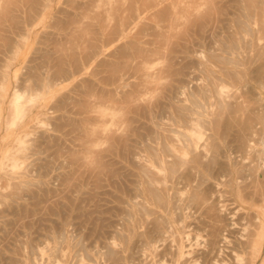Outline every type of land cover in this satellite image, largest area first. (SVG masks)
Segmentation results:
<instances>
[{"label":"rangeland","instance_id":"rangeland-1","mask_svg":"<svg viewBox=\"0 0 264 264\" xmlns=\"http://www.w3.org/2000/svg\"><path fill=\"white\" fill-rule=\"evenodd\" d=\"M5 1L6 0L2 1V4L0 3V8L5 6V4H3ZM97 1L98 0H48L47 3V0H38L37 7L39 8V5H41L39 8L41 12H39L38 16L34 18L33 22L28 26L27 24L25 25L24 22H22L23 24L21 23V21H23L28 16L26 15L28 11L26 9L28 8L24 5L20 6V8L23 7L22 9L14 11L13 6L11 7V5H9L8 9L10 10V12L3 10L5 8H1L0 10V67L4 64L7 65V62L8 66H10L8 67V76L5 78V80L0 82V264H15L14 262H12V259H14V257L18 259L20 264H23V261L24 264H31L32 260H35V264H38L37 262L39 261V264H50V258L52 262L56 260V262L52 264H112L111 259H107L106 256L107 249H110L106 248L107 243L109 245L110 243H112L110 247L112 249L116 248L117 252L121 251V253L118 252V256H120V259L123 256L122 260L119 259L120 264H130V262H133V264H143L145 262L144 260H148L149 258H151V256H153L152 252L159 255L160 253L167 251L166 249H168V253L164 260L167 261V264H171L173 253L174 251H176V242L174 243L172 239L174 237L178 240V238L183 235H185L186 237L182 240V250L185 251L186 255L184 257H180L179 261L181 263L188 264L189 261L195 260L196 264H209L205 260V258H202L199 255L203 251V249L207 247L208 239L210 238V236L208 235V230H200L199 232L193 230L182 234V230L186 229H183V225L189 223L190 221H194L199 217V213L192 212L193 210L191 211V209L186 210V216L179 214L176 216L175 222H170L171 228L169 227L164 236L159 237V241L153 242V246H155V248L150 247L152 248L150 251V248H146V246L143 245L138 234L146 229L147 222H144L143 224H140V226H138L139 224L136 221L137 217L134 210L135 206L132 205L134 204L132 203V200L136 201L139 199V197H136L134 192L135 182L132 179H134L135 177L134 173H130L133 171V169L132 164L129 162H131V159H133L135 154L140 151L139 148H142V145L145 142L149 141V135H152L151 138L153 137L152 133L155 132L154 129H159V127L157 128L154 125L158 118L159 120L161 119L163 122H166L167 125H169L168 121L171 122V119L167 120V116L169 118V113L171 111V108H169V101L175 99V101H177L180 99L182 102L179 101V103L185 105L187 103L189 104V107L194 106L192 103H189L192 98L187 99V95L190 92V89L191 91L192 89L193 91H195L198 85L200 86L203 84L202 80L204 77V73H201L203 72V68L201 67L205 63L204 60L206 59V63H209L214 69L218 68L215 67L216 64L213 63V60L209 55H211L212 53L215 54L217 52H220L219 54H222L221 52H223L224 54H228V51H225V53L222 50L224 49L223 44L225 43V46L226 44L231 45H227L230 47V53L232 51L231 49H233L235 53L237 51L239 52V57H242L247 53L249 54V52L251 55L250 60H253V58L256 57L253 54V47H251L252 39L250 37L260 27V23L256 22V24H252V27L254 28L250 26V31L251 29L253 31L255 29L254 32L251 31L252 33L249 31L247 33V31L245 29L244 31L243 28L240 27V25L238 27L236 25H238V21H241L243 17L245 19L243 18L242 21L247 20V15L251 12V8L253 7H251V3L255 5L258 4L257 7H261L264 6V1L262 2V0H254V3L249 0V3L251 2L249 4L248 1L246 2V0H214V3L213 0H211L212 4H214L212 5L213 10L211 8V10L209 9L210 12H206V15L209 12L207 16L209 17V20H207V22H209L207 23L206 21H203L204 26L199 25L203 27L201 30H203L205 27L206 28L203 31L200 30L202 33L205 31L203 33L204 35H202V33H199L198 35L196 31L200 29V27L198 26V24L200 23H198L197 21L199 17L197 18L194 14H198L197 16H199L200 14L202 15V13L207 10H205V6L202 3L207 1L198 0L202 2L198 3V1L196 0L197 3H194L195 1L192 2L191 0H185L181 2L177 0L179 2L177 3V6H179L178 4L181 3L180 6H182V9L184 5H186L187 8H190V4L192 7V3L197 5L196 8L194 7V11L190 8L191 13H193L191 18L193 19V17H195L194 22L192 21V25L193 23L195 24L193 27H191L190 19L189 21L188 19L186 20L187 25L184 24L186 16L185 12L178 13L177 10L181 9L179 8L180 6L177 7V9L173 8V5H170L171 7L169 6L168 2H174L175 0H166L158 4L155 7L154 11H156L157 14H160L162 11L165 13L167 10L164 8H162V10L161 7H165L164 5L167 4L166 6H168L169 9L171 8L172 10L173 8L175 12L177 11V13L175 14L171 13L170 15L166 16V19L168 18L169 21L160 18L159 21L158 18H156L158 17V15H156V17H153L155 16V14H151L152 12H154L153 10H144L140 14L141 18L135 20L136 25H134L135 23L129 25L125 37L121 38L119 41H114L109 44L107 42L105 43V41H107L105 38L109 34H107V32H109L108 30L112 28V22H115L116 24V16H119L120 13H123L120 14V16H126L125 14L128 10L123 12L122 9H129L126 6L127 4L129 6L132 0H116V2L115 0H101L103 8L101 6V1ZM257 1H259V3H257ZM44 3L46 6L44 5ZM174 3H176V1ZM104 9L107 10L104 11ZM158 9L159 11H161L160 13L159 11H157ZM185 10L186 9H184V11ZM259 10L260 9H258L257 11L259 12ZM133 11L137 12L138 9L134 7ZM199 11L202 13H200ZM109 13L116 14L114 16L109 15ZM10 14L13 18H10ZM127 15H130L129 11ZM171 15L176 18L173 19L174 17H172L171 24H168L171 20V17H169ZM263 15L264 14H262V16ZM101 18H103L102 20H105L101 21L102 23H100ZM177 18L178 20H180L179 22H177L178 24L174 22L177 21ZM158 21L162 26L165 23L166 28L165 26H163L164 28L162 29L161 26L157 24ZM14 22L17 23L18 26L21 25V27L27 28V32L20 42H17L15 40V33L18 32V29H16V27L15 29L17 31H14L12 29L13 26H17L14 25ZM172 22L173 25L175 24L174 26H172ZM99 23L100 25H102L101 28ZM182 23L187 26V29H183L186 28V26H183ZM167 24L170 25L169 29L172 28L173 30V34H171V37H167L168 33H172V30L167 29ZM205 24H208V27ZM211 24L214 25V27L216 26V28L212 27ZM179 25L180 27L182 25V29L179 27ZM249 25H251V23ZM145 26L146 28H148V30L144 28ZM150 26L151 28H153V34ZM175 26L176 29L174 28ZM208 28H210L211 30ZM241 28L244 32L241 30ZM96 29L98 30L97 33L101 31L99 32L101 33V36H99L98 33L99 39L94 36L96 35ZM174 29L176 31H180L181 29V31H178L179 34H175L176 32L174 31ZM207 29L209 30V32L206 33ZM69 30L73 32L70 33ZM82 30L87 32H85L86 35L84 34V36L80 37V35L84 33V31ZM164 30L169 31H167L168 33L166 31L165 33H163ZM183 30H185V33L188 31L187 36L189 35L191 37V35H193L191 38L188 37L191 39V41L190 39H187V36L185 35V33H183ZM76 31H79V34ZM89 31L90 34L94 35L90 36L88 33ZM157 31L159 34H164V37L166 35L165 40L164 37L162 38L163 35H156ZM211 31H213V33ZM154 32H156L155 35ZM50 34L53 36H50ZM66 34L76 35L73 37L74 42H72V37L70 35L69 37ZM206 34L208 36L204 37L206 36ZM227 34L230 37L227 36ZM136 35L140 38V43L137 42L139 38H136ZM200 35H202V40L199 39ZM131 36L134 37L131 38ZM232 36L235 38H233ZM92 37L93 39L95 37L96 41H98L97 43L100 44L98 50L99 52L101 51V53L96 60H93V58H89L86 60L81 58V55H84L82 51L86 49V43H88V41L91 40ZM239 37L241 39L244 38L243 43L244 41L250 42V44L247 43V45H250V49H248L249 51H245L247 53H245L244 50H247L246 48H248V46L246 44L243 45ZM166 38H170L171 40L168 39V42L166 41ZM225 38L227 39V41H224ZM183 39H186L185 41H188L187 45L182 43ZM236 39L238 40L237 43ZM103 40L105 41L103 42ZM232 40L233 42L235 41L236 45H234L235 43L232 44ZM96 41L95 44H97ZM132 41L136 44L138 43L140 47L144 46L142 47L143 49H145L144 51H146L147 49L145 47H148L149 49H158L159 47H161L160 49H162V51L164 49V51L167 52H163V55H165V60L163 59V55H158V53H156V55H151L152 53H149L150 56L148 58L151 57L154 60L152 61V63H150V77L146 76L147 74L145 70H143V68H140L141 65L139 63L143 60L141 59V54L138 55L136 53H133L131 55H121L119 53L122 49H116L120 47L121 43H123L121 47L124 48L125 46H128ZM261 41L262 40H258L256 43L262 45L263 41ZM164 42L169 43L171 46H169V44L166 45ZM196 42L197 45L199 43L200 44L198 46L193 44L194 47L190 48V45ZM202 43L204 44V47ZM164 44L165 46H167V49L163 48L165 47ZM184 45L185 47L182 48V46ZM222 45L223 48H221ZM236 46H238V49H236ZM187 47L189 49H187ZM196 47L201 50L204 49V51H202L203 53L198 49H195L196 51L194 50V52L192 48L194 49ZM70 48L74 49V52H78L77 58H79L80 62L85 64V68L83 67L81 69L82 66H80L79 69L81 70H79L78 68L74 69L73 67H71L72 60L70 58L71 53H69ZM149 49L147 51L152 50ZM176 49H180L181 54L179 50ZM184 50H189L190 52L187 51L189 55H187V52H184ZM182 51L186 54H183ZM240 51H242V53H240ZM49 52L53 55L50 56V58L46 57L45 54L47 53L48 56ZM67 52L68 57L66 56ZM70 52L73 51L70 50ZM238 52L236 53L237 55ZM193 53L194 56H192ZM196 53L198 54V56ZM235 53L234 55L237 56ZM199 54H201L202 57H200ZM59 55H63L64 57L66 56L67 61H64L62 66L63 68L65 67L67 72L66 74L59 75L58 77V75H56V70L59 63L57 62V59V61L55 60V57ZM173 55L175 56V58L173 57ZM186 55L188 58L185 57ZM153 56H155L156 58H158L159 56V58L162 60H157L156 58L154 59ZM179 56L184 57L182 58L183 61L181 58L179 61ZM247 56H243L242 58ZM83 57H85V55ZM61 58L63 57H60L59 59ZM203 58L204 60H202ZM68 59L71 61H69ZM208 59L209 61L207 62ZM84 60H86V62H84ZM187 60H191V62L195 60L196 63L192 62L189 65ZM184 61L186 63V66L184 65ZM125 62H127L126 66H129L121 69ZM199 62H202L203 64L199 65ZM258 62L259 61H254L252 62V65L248 64L247 68H249V71L254 69L258 65ZM187 63L189 66L187 65ZM193 63L196 65L194 66ZM160 65L163 67H160L161 70L163 69L162 72L157 71L159 68L158 66ZM183 66L185 67V69ZM156 67L158 68L156 69ZM179 68L181 70L183 69L182 71L186 74H181L182 71L178 73ZM115 69H121L122 71H118V75H116L117 73L115 74L117 78H114V80L113 77L115 76L110 77L108 75H110V71H113ZM173 69L177 73H171ZM153 70L154 72L152 73L151 71ZM156 71L157 74L159 73L158 75L156 74L157 76L155 75ZM71 72L75 73H73L71 76ZM34 76H37L36 78L39 79L37 83L39 85L38 87L36 86L37 84H33L34 80H36ZM108 77L111 79H109ZM175 78L178 80H175ZM188 81H190L191 83ZM43 83L49 84L48 87H42L41 85ZM170 84L179 87V89H175V87ZM78 85L80 86L78 87ZM263 88V86L255 85L252 90L253 94L252 92L248 94V97L250 96L249 98H251L249 108L253 110L254 114H256V116L258 117L254 125L256 129L254 134L252 135L255 150L253 151L250 158V160L252 161H247L248 164L245 165L246 160H244V163L242 164L243 171L241 170L240 175L242 176L241 182L243 184L241 183V185L243 187L241 186L240 193L245 200L238 199L236 201V204L239 208L238 215L240 216L241 214L239 213L244 212L242 213V215H244V218H242V221H240L242 225L239 224L238 228L241 229L240 232H246L250 234L254 233V231L255 233L259 232L261 229H258V226L264 225V207L261 205L264 201V171H262L259 166L260 159L264 154L259 151L262 145L264 148ZM35 89L37 92L35 91ZM16 90L19 92H25V96L29 91V94L25 97L26 100H23V104L26 105L27 108H29V111L27 112V114H25L22 123L8 124L10 118L15 116L14 107L13 105H11L10 99L11 93ZM38 90H40L41 92ZM173 90H175V92H173ZM179 92L183 93L180 94L183 97L178 94ZM67 96L69 98H72L69 99ZM173 96L175 97L173 98ZM33 97H35V99ZM165 97L167 99H165ZM168 98L171 100H169ZM61 100L62 102L65 101L64 104L60 102ZM158 102H160L162 106L160 108L164 110L163 111L160 109V111H163L162 113H164L165 116L164 114H160V112H158V106H160L158 105ZM161 102H163V104ZM155 103H157V107L154 105ZM150 105H152V107L155 106L152 109L153 113L157 112L155 115L150 111ZM110 106L114 108L110 109ZM117 106L118 109L116 111ZM119 106H122L125 112H123L122 108ZM123 106L127 107L124 108ZM145 108L147 110H145ZM148 109L153 114H150L149 116H154L153 118H155L151 121V117L148 116ZM154 109L156 110V112ZM122 112L123 114H126L127 118H125L123 114H120L121 117L119 116V113ZM8 113L10 114L8 115ZM158 114L159 116H157ZM17 116L18 115H16V117ZM117 116H119L118 119ZM121 118H123L124 121L126 119L127 122H123V119L122 122H119ZM103 120L105 123L103 122ZM114 120L115 123L117 121L119 123L117 122L118 124H113ZM162 121L161 124H163ZM153 122L154 124L152 125ZM156 123L159 124L158 122ZM163 125H161L160 127L162 129L163 127H165L166 129V124L164 123ZM147 127H151V131H148L149 134L147 132ZM133 128L134 131L132 130ZM110 129L112 130V132L110 131ZM96 130L97 132L101 130L99 132V135ZM136 131L138 133V136L136 135ZM159 131H161V129H159ZM107 132L111 135L109 136ZM122 133H125V135L127 134V137L129 135L127 140L129 139L130 141L128 140L126 142V137ZM105 134L107 135V137ZM121 134L124 136H122ZM102 135H105V137ZM118 135L120 136L118 137ZM96 136H100L101 138H95ZM117 137L120 139H118ZM123 137L125 138V140L123 139L125 142H121L123 141ZM142 137L145 140L139 139H143ZM92 138L95 139L93 140ZM131 138L132 140L135 139L133 140L134 143H132ZM117 139L119 140V142L117 141ZM92 141L95 143H93ZM137 142L142 145L140 146ZM213 142H216L215 144L218 145H221L223 143V141L221 140L219 142L218 139H214ZM224 142H226V140ZM122 143L123 145L124 143L130 144H127L128 146L126 145V147H129L131 150L130 154L128 153L129 148H125V157L121 156L123 155V153L121 152L124 151L121 150ZM91 144L93 146H91ZM224 144L225 143H223L222 146ZM137 146H139V148H137ZM90 147L93 149L90 150ZM232 147H236L238 150H240L237 152V154H244V149L237 141L232 142ZM134 149L135 151H132ZM92 150L94 151V153H92ZM119 150H121V152ZM131 154H133V156H131ZM93 155L96 156L97 161L96 159H94L95 156ZM128 155L129 157L131 156V158H129ZM89 158H92V167H90L91 162L89 161ZM99 159L101 161H99ZM87 160L90 163H86ZM13 161L16 163L15 165H12ZM120 161H122L123 164L122 162L120 163ZM227 161L228 160H226L224 157H222L221 155L218 156V154L215 153L213 163L216 162L214 163V165L216 166L210 165L212 167H215L211 168L213 169L212 171L215 172L216 168L219 167V164L217 163L220 162L223 163V165H226ZM100 162L103 164L107 163L106 167L109 165L108 169L105 167V165H103L105 168L102 167V165H100ZM94 165L95 167L97 166L98 169L97 167L95 168ZM123 165L126 166V168ZM122 166L123 168H125L124 170ZM106 169L108 171H106ZM97 170L99 171L97 172ZM100 170L102 173H100ZM112 170H114L115 172L113 173ZM108 172L119 174L112 175V173L110 174ZM126 173H130L132 175V178L129 174L127 175ZM122 174L124 176L127 175L128 177L125 176L126 178L124 179ZM118 176L121 179H124L125 182L121 184L120 182L123 181ZM131 180L134 184L129 183L131 182ZM124 184L125 186H123ZM126 184L127 188L131 190L130 192L133 194V197H131L132 195L130 192H127L126 189L124 190V188H126ZM207 184L208 183L205 182L204 186H206ZM222 188H224L225 191L229 189L228 186H223ZM243 189L246 190L244 191ZM125 192L129 195L125 194ZM246 194L248 195V197ZM250 194H252L253 196ZM227 195L229 196V194ZM231 198L232 196L229 197L230 203H232ZM175 199L176 197H174L173 201ZM227 215L228 214L222 215L221 224H224L225 221L228 223V221L230 222L232 220V215ZM244 219H246V221ZM248 220L249 222H251L250 224ZM243 221L245 224L243 223ZM136 224L138 226H136L138 229L135 227ZM119 226H121V231H119ZM130 226H133V232L129 229ZM250 226L251 228H249ZM113 227L116 228V230L119 231V234L122 235L117 234V236V231H115V233V229ZM134 227L136 228L135 231ZM234 230L235 229H233V232ZM100 233L101 235L99 236ZM237 233L239 234V230L237 231ZM237 235L229 232L228 235L224 238V248L227 249L228 252L224 256V262H222L221 264H237L236 262L240 264L242 262L243 264H247L249 262V259L253 254V248L251 247L245 249L247 253L245 252V250H242V254H240V252L238 256H234L235 259L232 255L231 249L238 239ZM257 237L258 236H255V238ZM110 239L112 240V242L109 241ZM136 243L137 245H135ZM139 244L142 245H140L139 247ZM51 246L55 247L58 251L54 253V250H52L51 252ZM135 246H137V250H135V252L137 253H134L133 251L134 249H136ZM47 248L49 250H47ZM123 249L126 250L122 251ZM260 255L261 256L258 259L257 264L260 263L261 258H263L264 256V246ZM237 257L240 260H236ZM57 259L59 260V263ZM127 259L130 261H128ZM21 260L23 261L21 262ZM161 260H163V258H161Z\"/></svg>","mask_w":264,"mask_h":264},{"label":"bare ground","instance_id":"bare-ground-1","mask_svg":"<svg viewBox=\"0 0 264 264\" xmlns=\"http://www.w3.org/2000/svg\"><path fill=\"white\" fill-rule=\"evenodd\" d=\"M2 1H4V0H0V3ZM128 1H130V0H128ZM164 1H166V0H132L130 2L129 6H128V4L126 6L129 9H122L123 12L126 11V10H128L130 15H127L128 11L125 14L126 16L123 15L125 17L120 16V14H123V13H120L119 14L120 17L117 15L116 16V24H115V22H112V24H113L111 26L112 28L110 27L111 29L108 30L109 32H107V34L108 33L109 34L107 35L105 33L107 35V37H109V38H107V37L105 38L103 36L107 40V41L103 40V42L105 41V43L107 42L109 44V43L114 42V41H119L121 38L125 37V35L127 33L126 31H127V28L129 27V25L132 24V23H135L134 25H136L135 20H138L139 18H141V16H140L141 12H143L144 10H147V9L154 11L155 10V7L158 4H160V3L164 2ZM175 1H176V3H174ZM175 1L174 2H168V4H169V6L170 5L171 6L173 5V8L177 9V7H179L181 5V3H180V4H178L179 6H177V3L181 2V1H185V0H178L179 2L177 0H175ZM191 1L192 2L195 1L194 3H197L196 0H191ZM206 1L207 2H204L203 1L204 3L198 1V3H202L205 6L204 7L205 10L207 9L203 13L199 11L200 13H202V15L200 14L199 16H197L198 14L197 15L194 14L197 18L199 17V19L197 21L200 24H198V26L199 25L204 26L203 21H206L207 22V20H209V17H207V16H208V14H209V12H210V10L212 8V5H214V4H212L211 0H206ZM247 1L249 3V0H246V2ZM250 1H252V2L255 3L254 0H250ZM263 1L264 0H262V2ZM115 2H116V0H115ZM47 3H48V0H47ZM103 3H104V1H103ZM184 3H186V2H184ZM194 3H192V7L193 8L191 7V4H190V8L193 11H194V7L196 8V6H197ZM213 3H214V0H213ZM257 3H259V1H257ZM3 4H5V6L2 5L3 7H1V8L2 9L5 8L3 10L8 11V12H10V10L8 9L9 5H11V7L13 6V8H14L13 11L14 10H18V9H22L23 7L20 8V6H23V5L25 7H27L28 9H26V10H28V11H27V14L26 15H28V16L25 19L23 18L24 20L21 19V20H23V21H21V23L24 22L25 25L27 24V26L30 25L33 22L34 18H36L38 16L39 12H41V10H39V8H40L41 5H39V8L37 7L38 0H6ZM252 4L253 3L250 4L251 7L253 6L251 8L252 9L251 12L250 13L247 12L248 13V15H247L248 17L246 18L247 20L246 21L245 20L242 21V19L244 18L243 17L241 19V21L240 20L238 21L239 23H237L238 25H236V26L238 27L240 25V27H242L243 30L245 29L247 31V33H248V31L249 32H251V31L254 32L255 31V29H254V31L252 29L250 31V26L251 27L253 26L252 24H254V23L256 24V22H259L260 23V27L258 26L259 28L257 27L258 28L257 31H255L253 33V35L250 37L252 39L251 40L252 41L251 42V44H252L251 47H253L252 48L253 51H254L253 54L256 57L253 58L254 57V55H253V57H252L253 60L252 59L250 60V58H251L250 52H249V54L247 52H245V51H249L248 49H250L249 48L250 42L249 41L248 42H245L244 41V43H243V39H244L243 37H242L243 39H241L239 37V39L242 41L243 45L244 44L247 45V43H249L247 45L248 48H246L247 50H244V52L247 53V54H245L243 56H247V55L249 56L250 55L249 57L247 56V57L242 58L243 56L242 57L240 56L241 57L240 58L239 57V52L236 50L238 52V55H237L236 54L237 52L235 53V51H233V49H231V50L237 56H235L232 51H231V53H232L231 54L229 52L230 51L229 50L230 49L229 46H231V45L230 44H226V46H225V43L224 44L222 43L224 45V49H222V50L224 52L225 51H228L227 52L228 54H224L223 52H221L222 54H219L220 52L219 53L217 52L215 54L214 53H212V54L209 53L211 55L208 54L210 56V58H212L213 63L216 64L215 67H218L217 69H214L209 63H206V59L204 60V58L202 59V60L205 61L204 64L202 62L201 63L200 62L198 63L199 65L200 64H203V66L201 67V68H203V70L200 68L203 71L201 73L202 74L204 73L203 74L204 77H203V80H202L203 84L200 85V86L198 85V87H197V89L195 91H193V89L191 91V89L189 88L190 89L189 90L190 92L188 91L189 93L187 95L188 96L187 99H191L192 98V100H190L192 102H190L189 100L188 101H189L190 104L192 103L194 106L192 105L193 107H189V104H187V103H186V105L185 104H182V103H179V101H181L180 99L177 100V101H175L176 99L175 100H171V99L168 98L172 102L168 100L169 103H170V107L169 108H171V111H170V113L168 112L170 115L168 114L169 115V118L167 116V120L168 119H171L170 120L171 122L168 121L169 125H167L166 122H163L160 119L163 124L164 123L166 124V127L167 128L165 129V127H163V129H162L160 127L163 124H161V121L158 118L157 120H159L160 122L157 121V120H156V122H158L159 124H157L154 121L155 124L153 122L152 125L154 124L157 128L159 127V129H161V131H159V129H154V131H155L154 133L155 134L152 133L153 134V137L151 138L152 135H149L150 136L149 141H147V142L144 141L145 143L143 145L142 144H139V142H137L140 146L142 145V148L141 147L139 148V146H137V148H139L140 151L135 154V156L133 157V159H131L132 161L129 162V163L132 164V169H133V171L130 172V173H134V177H135L134 179H132L135 182L134 192H135L136 197H139V199L136 200V201L135 200H132V203H134L132 205L135 206L134 207V210H135V215L137 217L136 218V221L139 224L138 226H140V224H143L144 222H147L146 229L143 230L139 234L137 233L139 235V237H140V241H142L143 245H145L146 248H150V247H154L155 248V246H153L154 245L153 242L154 241H159V237L164 236L165 233L168 231L169 227L171 228L170 222L171 223L175 222L176 221V216L179 215V214H181L183 216H186L187 215L186 210L187 209L188 210L191 209V211L193 210L192 212L199 213V217L196 220H194V221H190L189 223L184 224L183 225V229L184 228H186V229L185 230H182V234L183 233L190 232V231H193V230H195L197 232H199L200 230H205V229L208 230V235L210 236V238L208 239L207 247L205 249H203V251L199 255H200V257L205 258V260L209 264H221L222 262H224V256H225V254L228 251H227V249L224 248L223 240L228 235L229 232H232V234L237 235L238 234L237 233L238 230H239V234L237 235L238 239L234 243V245L232 246V249H231V252H232L233 257L234 256H238L239 253L242 250L244 251L248 247L253 248V254L250 257L249 262L247 261L248 262L247 264H257L258 259L261 256L260 254H261V252L263 250V246H264V225L258 226V229H261V230L259 232H257V233H255V231H254V233H251V234L250 233H246V232L245 233L240 232L241 229L238 228V225L241 224L240 221H242V218H244V215H242V213H244V212L239 213V214H241L239 216L238 215V209L239 208H238V206L236 204V201L238 199H240V200L243 199V196L240 193V189H241V186H242L241 185V183H242L241 182L242 176L240 175L241 174V170H242V166H243L242 164L244 163V160H246L245 161L246 162L245 165L248 164L247 161L248 162L249 161H252V160H250V158L252 156L253 151L255 150V147H254V144H253L254 141H253L252 135L255 132L256 127H254V125H255L258 117L256 116V114H254L253 110H251L249 108V103L251 101V98H249L250 96L248 97V94L250 92H252V90H253V88H254L255 85H260V86H263L264 87V22H263L264 15L262 16V14H264V6L257 7L258 4L257 5H255V4L252 5ZM44 5H45V3H44ZM102 5L103 4H102V1H101V6ZM112 5H113V3H112ZM166 5H164V6L167 7V8H165L163 6L161 7V9L164 8V9L167 10L165 13L163 11L162 12L159 11V9H158L157 11H159V13L160 12L161 13L160 14H157L156 11H154V12L151 13L153 15L155 14V16H153V17H156V15H158V17H156V18H158V20L160 18V19H165L166 21H169L168 18L166 19V16L170 15L171 13L172 14H175V13H177V11H178V13L179 12L180 13L181 12L182 13L185 12V15H186L185 16V20H184L185 23L184 22L183 23L186 24V22H187L186 20L188 19V21H189V19H190V21H191L190 22V26L191 27L194 26L195 23H193V25H192V21L194 22V18L195 17H193V19L191 18L193 13H191L190 8H187L186 5H184L183 6V9H182L181 8L182 6H180L179 8H181L182 10L180 9L181 10L180 11L178 9L175 12V10L173 8L171 10V8L169 9L168 6H166ZM206 6H207V8H206ZM208 6H209V8H208ZM134 7H136L138 9L137 12L133 11V8ZM1 8H0V10H1ZM102 8H103V6H102ZM119 8H120V6H119ZM107 9H108V7H107ZM184 9H186V10L184 11ZM258 9H260V10L262 9L261 10L262 13H261L260 10L258 12L257 11ZM106 10L104 9V11H106ZM212 10H213V8H212ZM13 11H11V12H13ZM207 11H209V12L206 15V12ZM133 13H136V14H133ZM115 14L109 13V15H114V16H115ZM11 17H12V15L10 14V18ZM17 17H18V15H17ZM105 17H106V13H105ZM169 17H171V20H170L169 23L168 22H166V23L171 24L172 17H174V16L171 15ZM245 17H246V13H245ZM103 18H101L100 23H102L101 21H105V20H102ZM175 18L176 17H174L173 19H175ZM114 19H113V21H114ZM236 20H235V22H236ZM159 21H158L157 24H159ZM179 21L180 20H178V18H177V21H174V22L177 23ZM100 23H99V25H100ZM183 23H182L183 26H186L187 25V24L184 25ZM250 23H251V25H249ZM168 24H167V27H168L167 29L170 28V25H168ZM179 24H181V23H179ZM14 25H17V26H13L12 29L14 31L16 29H18V32L15 33V36H16L15 40L17 42H20L23 39V37L26 34V32H27L26 31L27 28L26 27H21V25L18 26V24L15 23V22H14ZM174 25H173V22H172V26H174ZM182 25H181V27H182ZM101 26L102 25H100V28H101ZM146 26L144 28H146ZM152 26H154V25H152ZM160 26H161L162 29L164 28L163 26H165V28H166L165 23H164L163 26L162 25H160ZM198 26H197V29H198ZM202 26H199L200 29H198L196 31V33L198 35H199V33L201 34L202 33L201 31L205 30V28H206L205 27L203 30H201L203 28ZM206 26L208 27V24ZM211 26L214 27V25H212V24H211ZM15 27H16V29H15ZM134 27H136V26H134ZM179 27H180V25H179ZM150 28H151V26H150ZM174 28L176 29V26ZM188 28H189V23H188ZM214 28H216V26ZM242 28H241V30H242ZM252 28H254V27H252ZM146 29L148 30V28H146ZM151 29H152V34H153V28H151ZM175 29H174V31L176 33L175 32L174 33L175 34H179L178 33L179 30L176 31ZM181 29H180V31H181ZM183 29H187V26H186V28H183ZM208 29H210V28H208ZM208 29H207L206 33L209 32ZM169 30H172V28L169 29ZM169 30H167V31H169ZM212 30H213V28H212ZM82 31H84V30H82ZM90 31H92V30H90ZM90 31L88 33L91 36L92 34H90ZM93 31H95V30H93ZM97 31L98 30L96 29V33H95L96 35H94V34L93 35L96 36L97 39H99L98 33L101 32V31H99L98 33H97ZM143 31H144V29H143ZM165 31L166 30H164L163 33H165ZM183 31H184L183 33H185V30H183ZM69 32L71 33L73 31H70L69 30ZM76 32L78 33L79 31H76ZM85 32H87V31H84V33L81 34L80 37L84 36ZM171 32L172 33H168L167 32L168 33L167 34V37H171L172 36L171 34H173V30ZM211 32L213 33V31H211ZM92 33H94V32H92ZM187 33H188V31L185 33L186 36H187ZM203 33H202V35H204ZM74 34H76V33H74ZM141 34H143V33H141ZM155 34H156V32H154V35ZM160 34H161V36L163 35L162 36V38H163L164 37V34H162V33H160ZM160 34L157 31V34L156 35H160ZM66 35H68V36L70 35L72 37V42H74L73 37L76 36V35H72V34H66ZM202 35H200V38H199L200 40H202L201 39V36ZM50 36H53V35L50 34ZM99 36H101V33H99ZM192 36L193 35H191V37ZM207 36L208 35L206 34V36H204V37H207ZM209 36H211V35H209ZM224 36H226V35H224ZM227 36H229V35L227 34ZM133 37L134 36H131V38H133ZM165 37H166V35H165ZM165 37H164V40H165ZM185 37H183V38H185ZM188 37H190V36L188 35L187 36V39H190L191 38V37L190 38H188ZM136 38H139V37L137 36ZM226 38H228V37H226ZM226 38L224 39V41L225 40L227 41ZM233 38H235V37H233ZM236 38H237V36H236ZM92 39H93V37H92ZM92 39L89 40V41L87 40L88 43H86L87 44V46H85L86 49H84L85 51L83 50L84 52L82 51V53H84L85 57H83L84 55H81L82 56L81 58L86 59V60L89 59V58H93V60L98 59V57H99V55L101 53V51L99 52V50H98L100 44L97 43L98 41H96V38L95 37H94L95 40L93 39L94 42L92 41ZM166 39H167L166 41H168V39L171 40L170 38H166ZM192 39H194V38H192ZM139 40H140V38L137 40V42L140 43L141 40L140 41ZM185 40L183 39L182 43H184L185 45H187V42L188 41H185ZM258 40H262L263 41V44L260 45V44L256 43ZM95 41H96L97 44H95ZM190 41H191V39H190ZM246 41H247V39H246ZM193 42H194V40H193ZM232 42H233V40H232ZM237 42H238V40L236 39V43ZM164 43L166 45L169 44L167 42H164ZM234 43H235V41L232 44H234ZM236 43L234 45H236ZM9 44H8V47H9ZM122 44L123 43H121L120 47L116 48V49H120V50L122 49L119 54H121V55H131L133 53H136L138 55L141 54L140 56H141V59H143V60L139 63L141 65L140 68H143V70H145V72L147 74L146 76H149V77L151 76V75H149L150 74V70H151L150 69L151 68L150 63H152V61H154V60L151 57L150 58H148V57L150 56L151 53H152L151 55H154V54L156 55V53H158V55H161L162 56L164 54L163 52H165L164 49H163V51H162V49H160L161 47L158 48L159 51H158V49L150 48V49L153 50L152 51L148 47H145V48H147L146 51L148 49L150 50V51H147L146 52V51H144L145 49L142 48L144 46H141L140 47L138 45V43L136 44L133 41L130 44L128 43L129 44L128 45L129 47L128 46H125L124 48H122L121 47ZM165 44H164V46H165ZM193 44L194 45H197V42L196 43H192V45ZM185 45L182 46V48L185 47ZM192 45H190V48L191 47H194V45L193 46ZM202 45L204 47V44L203 43H202ZM223 45H222L221 48H223ZM227 45H229V46H227ZM169 46H171V45L169 44ZM169 46H168V48H169ZM236 47H237L236 49H238V46H236ZM163 48H166L167 49V46H165ZM187 49H189V48L187 47ZM195 49L201 50L198 47H196L194 49L192 48L193 51ZM70 50H72L74 52V49H71L70 48ZM70 50H69V53H71V55L70 54L69 55H70V58L72 60V66L71 67H73L74 69L75 68L76 69L77 68L79 69L80 66H82L81 67V69H82L85 64L82 63V62H80L79 61V58H77L78 57L77 56V53L78 52L76 51V52L73 53V52H70ZM176 50H179V52L181 51L180 49H176ZM198 50H197V53H198ZM62 51H63V49H62ZM67 51H68V49H67ZM185 51L187 52L189 50H184V52ZM202 51H204V49H202L201 52ZM42 52H43V50H42ZM174 52H178V51H174ZM184 52H183V54H186ZM159 53H162V54H159ZM165 53H167V52H165ZM240 53H242V51H240ZM45 54H46V57H48V58H50V56H53L50 52H49L48 56H47V53H45ZM144 54H146V55H144ZM180 54H181V52H180ZM187 55H189L188 52H187ZM187 55L185 56L186 58H188ZM199 55H200V57H202L201 54H199ZM59 56L60 57H63V58L59 59L60 58ZM59 56L55 57V60L57 59L58 61L57 60L56 61L59 63V64L57 63L58 64V68L56 70L57 71L56 72V75H58V77H59V75L66 74V72H67L66 69H65V67L63 68L62 64L64 63V61H67L66 60V56L68 57V52H67V54H66L65 57L63 55H59ZM164 56L165 55H163V59L165 60ZM192 56H194V53H193ZM197 56H198V54H197ZM204 56H206V55H204ZM153 57H154V59L156 58L155 56H153ZM173 57L175 58L174 55H173ZM190 57H191V55H190ZM206 57H208V56H206ZM178 58H179V61H180V58L182 59L184 57L179 56ZM156 59L159 60L160 59L159 56ZM71 60H69V61H71ZM86 60H84V62H86ZM160 60H162V59H160ZM182 61H183V59H182ZM208 61H209V59L207 60V62ZM254 61H259L258 62V65L254 69H252V70L249 71V68H247V65L248 64L252 65V62H254ZM192 62H195V60L192 61ZM192 62H191V60L188 61L189 65ZM159 63H161V62H159ZM188 63H187V65H188ZM211 63H212V61H211ZM126 64H127V62H125L123 64V67H121V69L122 68L124 69L125 67H128L129 66V65L126 66ZM185 64L186 63L184 61V65ZM195 65L196 64H194V66ZM8 67H10V66H8V62H7V65L4 64L3 66L0 67V82H2L3 80H5V78L8 76V72H9L8 71ZM158 67L160 68L162 66L160 65ZM158 67H156V69ZM159 68H158L157 71L158 72H160V71L162 72L163 69L161 70V68H160V70H159ZM81 69H79V70H81ZM121 69H119V70L118 69H115L113 71H110L109 72L110 75H108V76H110V77L115 76L116 73H117L116 75H118V71H120ZM184 69H185V67H184ZM247 69H248V71H247ZM182 70L179 68V72L178 73H180V71H182ZM157 71L155 72V75L157 74ZM151 72L153 73L154 70L151 71ZM174 72H175V70L173 69V71L171 73H174ZM73 73H75V72H71L70 75L72 76ZM175 73H177V72H175ZM183 73H185V72L182 71L181 74H183ZM34 77L36 78L37 76H34ZM114 78L116 79L117 76L113 77V79ZM109 79H111V78H109ZM201 79H202V77H201ZM175 80H178V79L175 78ZM38 81H39V79L36 78V80H34V83L33 84L36 85L38 83ZM180 81H178V82H180ZM188 82H190V81H188ZM184 83H185V81H184ZM48 85L49 84L43 83L41 86L42 87H46V86L48 87ZM170 85H172V84H170ZM79 86L80 85H78V87ZM196 86H195V88H196ZM173 87H175V89H179V87H176L175 85ZM231 87H232V89H231ZM186 88H187V83H186ZM192 88H193V86H192ZM168 90H170V89H168ZM35 91H36V89H35ZM38 91H40V90H38ZM41 91H42V89H41ZM173 92H175V90H173ZM180 92L178 93L179 95L180 94H183V93H180ZM24 93L25 92H19L17 90L16 91H13L11 93L10 102H11V105H13V107H14V114H15V116H13V117L10 118V121L8 122V124H17V123L20 124V123H22L23 120H24L25 114H27V112L29 111V108H27V106L23 104V100L29 94V91L26 94V96H25ZM252 94H253V92H252ZM253 96H255V95H253ZM166 97H165V99H167ZM174 97L175 96H173V98ZM181 97H183V96H181ZM33 98L35 99V97H33ZM70 98H72V97H70ZM170 98H172V97H170ZM64 99H66V98H64ZM60 102L64 104L65 101L62 102V100H61ZM158 103H159L158 105H160V106H158L159 107V111L158 112H160V114H161L164 110L160 108V107H162L161 104H160V102H158ZM161 103L163 104V102H161ZM156 104L157 103H155L154 105L157 107ZM167 105H168V103H167ZM150 106L151 107H149V106L148 107L150 108V111L153 113L152 109L155 106H153V107H152V105H150ZM119 107L122 108V106H119ZM126 107H124V108H126ZM113 108H112V106H110V109H113ZM117 109H118V106L116 107V111H117ZM160 109L163 110V111H160ZM122 110H123V112H125V110L123 108H122ZM145 110H147V109L145 108ZM148 111H149V109H148ZM150 111H149L148 116L150 114H152ZM123 112L122 113H119V116H120V114H123ZM147 112H146V114H147ZM155 112H156V110H155ZM156 113H153V114L155 115ZM9 114L10 113H8V115ZM144 114H145V112H144ZM162 114H164V113H162ZM16 115H18V116L16 117ZM123 115L125 116V118H127L126 114H123ZM11 116H12V114H11ZM119 116H117V119L119 118ZM157 116H159V114ZM164 116H165V114H164ZM149 117H151V116H149ZM153 117L154 116L151 117L150 121L152 119H155ZM162 117H160V118H162ZM122 119L123 118H121V120L119 122H122ZM128 120H129V118H128ZM125 121H126V119H125ZM125 121L123 119V122H125ZM103 122H104V120H103ZM114 123H115V120H114L113 124ZM110 128H111V126H110ZM148 128L149 127H147V132L148 131H151V129H150L151 127L149 129ZM113 130H114V128H113ZM132 130L134 131V128ZM110 131L112 132L111 129H110ZM133 131H132V133H133ZM94 132H95V130H94ZM96 132H97V130H96ZM99 132H97L98 135H99ZM122 134L125 135V133H122ZM148 134H149V132H148ZM105 135H102V136L105 137ZM108 135L110 136L111 134L108 133ZM124 135H122V136H124ZM126 135H125V137H126V142H127L129 140V139L127 140V138L129 137V135H128V137ZM136 135L138 136L137 131H136ZM22 136H24V135H22ZM100 136H101V134H100ZM100 136H96L95 138L98 137V139H99ZM119 136L120 135H118V137ZM144 136H145V134H144ZM106 137H107V135H106ZM95 138H92V139L94 140ZM144 138L143 139L139 138V139L140 140H145ZM118 139H120V138H118ZM118 139H117V141L119 142ZM123 139L125 140L124 137L122 138V140ZM214 139L215 140L218 139L219 142L221 140L225 144L223 146H222L223 143L221 145L215 144L216 142L215 143L213 142ZM124 140L121 141V142H125ZM131 140H132V138H131ZM133 140H135V139H133ZM133 140H132V143H134ZM225 140H226V142H224ZM233 141H237L238 143H240V146L244 149V154L243 155L237 154V152L240 151V150H238L236 147L235 148L232 147V142ZM93 143H95V142H93ZM127 144H129V143H127ZM127 144H125V143H124V145H123V143L121 144L122 145V147L120 146L122 148L121 150L122 151L124 150L123 152H121V150H119L121 153H123V155L120 154L121 156H124L125 157L124 152L126 151L125 148H127L126 147ZM261 145H262V142H261ZM91 146H93V145L91 144ZM91 149H93V148L90 147V150ZM128 150H129L128 153L130 154V151H131L130 148ZM132 151H135V149L132 150ZM259 151L261 153H264L263 145H262V147H261V149ZM92 153H94L93 150H92ZM215 153L218 154V156L221 155L222 157H224L228 161H227V164L225 163L226 165H223V163H220V162L217 163V164H219L218 165L219 167H217L216 168V171L213 172L212 171L213 169H211V168H215V167H212V166H216V165H214V163L220 161V160H218V161H216V162L213 163V161H214V154ZM9 154H11V153H9ZM93 156H95V155H93ZM131 156H133V154H131ZM131 156L129 157V155H128L129 158H131ZM120 158H123V157H120ZM91 159L89 160L90 162H91ZM94 159H96V156H95ZM87 161H86V163H90L89 161L88 162ZM96 161H97V159H96ZM99 161H101V160L99 159ZM121 162L122 161H120V163ZM15 164L16 163L13 161L12 165H15ZM91 164H93V161L90 163V167H92ZM106 164H103V163L100 162V165H102V167H104L103 165H105V167H106ZM122 164H123V162H122ZM210 165H212V166H210ZM108 166L106 167L107 169H108ZM123 166H122V168H123ZM259 166L262 169V171H264V154L262 155V157L260 159V165ZM94 167H95V165H94ZM124 167L126 168V166H124ZM125 168H123V170ZM97 169H98V167H97ZM107 169H106V171H108ZM120 170H121V168H120ZM98 171L99 170H97V172ZM112 172L114 173L115 171L112 170ZM112 172H108V173L111 174ZM100 173H102L101 170H100ZM113 173H112V175H115V174L118 175L119 174V173H115V174H113ZM123 173H124V171H123ZM130 173H128V174L132 178V175ZM127 175H125V176L128 177ZM122 176H123L124 179L126 178L123 174H122ZM225 177H227V178H225ZM124 179H121L123 181V182H120L121 184L125 182ZM132 180L129 183H133ZM205 182L208 183L206 186H204ZM133 184H132V186H133ZM123 186H125V184ZM223 186H228L229 189L227 191H225V189L222 188ZM125 189H126L127 192H130L131 191V190H129L127 188V184H126V188H124V190ZM122 192H123V189H122ZM125 194H127V193L125 192ZM227 194H229V196ZM127 195H129V194H127ZM131 195H132L131 197H133V194L132 193H131ZM230 195L232 196V198H231L232 199L231 200L232 203L229 202V200H230L229 197H231ZM250 195H252V194H250ZM174 197H176V199L173 201ZM247 197H248V195H247ZM243 200H245V199H243ZM133 201H135V202H133ZM261 205L264 207V201H263V203ZM156 208H158V209H156ZM22 209H20V210H22ZM24 212H25V208H24ZM17 213H18V211H17ZM188 213H190V212H188ZM223 214L224 215L225 214L232 215L231 216L232 220L230 222L228 221V223L225 221L224 224H221L222 223V219L221 218H222V215ZM247 215H248V213H247ZM133 216H134V214H133ZM255 218H256V216H255ZM244 220L246 221V219H244ZM248 222H249V220H248ZM243 223H244V221H243ZM250 223L251 222H249V224ZM117 226H116V228H117ZM136 226H137V224L135 225V227ZM119 227H118L119 228V231H121V226H119ZM135 227H134V231L137 228V227L136 228ZM116 228H114L115 229L114 232L117 231ZM249 228H251V226ZM129 229L132 230V232H133V226L132 227L130 226ZM233 229H235V230L237 229V230L236 231L234 230V232H233ZM247 229H248V227H247ZM107 231H109V230H107ZM119 231H117V233L115 232L116 235L117 234L118 235H122V234H119ZM100 235H101V233L99 234V236ZM255 236H258V237L255 238ZM185 237L186 236L183 235V236L179 237L178 240L173 237L172 240L174 241V243L176 242V244H175L176 245V251H174V253H173V258H172L171 264H184V263H181L179 261V258L180 257H184L186 255L185 251L182 250V240ZM103 239H104V237H103ZM107 239H109V238H107ZM160 239H162V238H160ZM109 241L112 242L111 239ZM139 243H141V242H139ZM108 245L109 244L107 243L106 244L107 247L105 246L106 248H110V249H107V251H106L107 259H109V260L111 259V263L112 264H120V260L123 259V256L120 259L119 258L120 256H118V252L119 251L117 252L116 248L115 249H112L110 247V245H112V243H110L109 246ZM114 245H116V244H114ZM135 245H137V243ZM140 245H142V244H139V247H140ZM135 248L136 249H134L133 251H134V253H137V252H135V250H137V246H135ZM151 249L152 248H150V251H151ZM47 250H49V249L47 248ZM52 250H54L53 251L54 253L58 251V250H56L55 247H52L51 248V252H52ZM125 250L126 249H123L122 251H125ZM142 250H144V249H142ZM166 250L168 251V249H166ZM170 250H172V249H170ZM167 251L162 252L159 255L156 254V253H154V252H152L153 253V256H151V258H149L148 260H144L145 262L143 264H167V261L164 260L166 258L167 253H168ZM245 252H246V250H245ZM119 253H121V251ZM240 254H242V252ZM128 256H130V255H128ZM49 257H50V255H49ZM161 258H163V260H161ZM44 259H46V258H44ZM133 259H135V258H133ZM139 259H141V258H139ZM234 259H235V257H234ZM12 260L11 261L14 262L15 264H18L19 263L18 259H16L15 257ZM236 260H240V259L237 257ZM22 261L23 260H21V262ZM50 261H51L50 264L56 262V260L52 262L51 258H50ZM128 261H130V260H128ZM39 262H37V263L39 264ZM44 262H45V260H44ZM22 263L24 264V261ZM58 263H59V260H58ZM131 263L133 264V262H130V264ZM236 263L237 264H240L238 262H236ZM31 264H35V260H32L31 261ZM85 264H90V263H85ZM123 264H125V263H123ZM188 264H196V261L195 260H191V261H189ZM241 264H243V262ZM259 264H264V256H263V258H261V261H260Z\"/></svg>","mask_w":264,"mask_h":264},{"label":"snow or ice","instance_id":"snow-or-ice-1","mask_svg":"<svg viewBox=\"0 0 264 264\" xmlns=\"http://www.w3.org/2000/svg\"><path fill=\"white\" fill-rule=\"evenodd\" d=\"M36 86L38 87L39 85L37 84Z\"/></svg>","mask_w":264,"mask_h":264}]
</instances>
